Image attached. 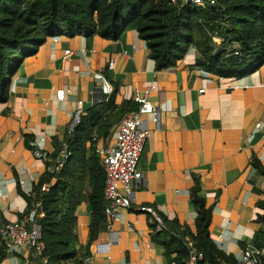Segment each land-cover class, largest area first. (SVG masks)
<instances>
[{"label":"crops","instance_id":"1","mask_svg":"<svg viewBox=\"0 0 264 264\" xmlns=\"http://www.w3.org/2000/svg\"><path fill=\"white\" fill-rule=\"evenodd\" d=\"M67 50L72 54L66 56ZM196 57L192 50L176 68L159 72L136 31L116 42L96 38L92 46L82 37H62L28 57L15 75L10 101L0 104L1 232L27 210L20 192L31 194L46 173V162L27 149L25 136L46 137V151L53 154L55 141H64L79 104L87 111L102 102L93 76L104 72L119 87L118 104L133 99L135 88L156 86L151 101L160 123L145 117L152 133L140 162L145 180L135 205L154 207L169 219L193 226L189 189L191 175L197 174L208 205L215 204L211 236L221 249L238 256L239 243H250L259 227L257 203L264 199V179L250 164L253 155L264 164V127L255 133L256 125L264 122V71L261 67L243 79L219 82L195 67ZM60 89L69 91L64 101L57 99ZM118 125L111 130L110 143ZM78 217L85 244L87 203ZM149 220L146 213L123 212L113 226L115 235L101 234L91 249L92 264H170L151 241ZM29 256L25 248L0 264H29Z\"/></svg>","mask_w":264,"mask_h":264},{"label":"trees","instance_id":"2","mask_svg":"<svg viewBox=\"0 0 264 264\" xmlns=\"http://www.w3.org/2000/svg\"><path fill=\"white\" fill-rule=\"evenodd\" d=\"M130 31L146 43L159 72L176 68L192 50L197 53L195 67L218 78L243 79L264 65V0H218V6L208 8L185 5L183 0H0V104L10 101L15 75L25 60L52 38L82 37L92 46L96 38L116 42ZM118 93L116 86L110 98L103 97L99 105L84 111L72 134L67 129L64 141H55V151L67 145L72 152L64 169L55 176L43 174L31 195L20 192L28 212L40 204L38 211L45 215L37 219L43 250L37 257L30 255L29 264H86L91 246L105 233L106 174L97 146L138 109L133 99L118 104ZM33 141V136H25L31 151ZM250 164L264 179L263 162L253 155ZM191 181L194 225L158 212L161 224L149 220L152 243L162 248L170 264H188L190 246L203 254L197 264H238L239 255L228 254L211 236L215 204L208 205L202 178L192 174ZM45 183H52L48 192L41 191ZM84 203L90 217L85 244L78 232ZM257 207L264 211V200ZM256 224L250 243L264 247V215ZM8 255L0 230V263Z\"/></svg>","mask_w":264,"mask_h":264},{"label":"built area","instance_id":"3","mask_svg":"<svg viewBox=\"0 0 264 264\" xmlns=\"http://www.w3.org/2000/svg\"><path fill=\"white\" fill-rule=\"evenodd\" d=\"M176 3V0H172ZM185 5L192 4L201 8L218 6V0H183ZM62 37H54V43L60 41ZM72 52L67 50L66 56ZM238 55V53H236ZM115 62L109 63V69H114ZM264 71V65L262 66ZM94 80L102 94V98H110L115 87L111 81L105 76L104 72H96ZM219 82H223L224 78H218ZM15 85L12 86V91ZM156 90L154 84L148 88L134 89L133 100L138 105V109L129 113L118 125L114 134V143L108 140L104 144L97 146L96 153L102 158V166L106 174V187L104 191L105 214H106V231L105 233L113 237V226L115 222L121 219L123 212L132 210L134 212L146 213L150 216V220L162 223L157 210L151 206H136L137 190L142 186L145 175L140 170V162L144 154L147 142L151 136V129L145 117H152L156 125L160 123V116L157 108L151 101L152 93ZM69 91L60 89L57 91V99L64 101L66 94ZM202 93L204 90L201 91ZM84 113L81 104L75 112L68 126V132L72 134L81 123V117ZM264 127V122L256 125V132H259ZM94 140L96 135L94 134ZM46 137H38L35 141L30 142L34 148L33 154L36 158L46 162V172L55 176L60 173L68 160L72 156V152L67 145L62 146L58 151L49 154L46 151ZM56 155L55 158L53 156ZM55 177L52 178V183L55 182ZM24 181L19 184L24 185ZM52 183H45L41 191L48 192ZM264 191V188H263ZM31 195V194H29ZM264 200V199H263ZM40 204H33V209L28 212L23 220L14 219L7 223L2 230V239L5 242L9 254L19 253L23 249H28L30 255L39 256L43 250L42 244V228L37 223L38 218L44 217V213L38 210ZM24 212V213H25ZM23 213V214H24ZM260 215H264V211L260 210ZM259 217V216H258ZM258 220V218H256ZM99 242V239L91 246L93 249ZM30 257V256H29ZM203 254L197 252L190 246V259L188 264H197L203 260ZM93 256L86 260V264H92ZM110 264H115L111 262ZM176 264V263H171ZM238 264H264V247H258L253 243H248L239 252Z\"/></svg>","mask_w":264,"mask_h":264},{"label":"water","instance_id":"4","mask_svg":"<svg viewBox=\"0 0 264 264\" xmlns=\"http://www.w3.org/2000/svg\"><path fill=\"white\" fill-rule=\"evenodd\" d=\"M100 91V90H99ZM101 98H102V94H101Z\"/></svg>","mask_w":264,"mask_h":264},{"label":"rangeland","instance_id":"5","mask_svg":"<svg viewBox=\"0 0 264 264\" xmlns=\"http://www.w3.org/2000/svg\"><path fill=\"white\" fill-rule=\"evenodd\" d=\"M258 65V64H257Z\"/></svg>","mask_w":264,"mask_h":264}]
</instances>
